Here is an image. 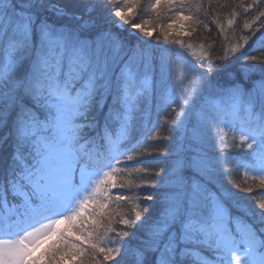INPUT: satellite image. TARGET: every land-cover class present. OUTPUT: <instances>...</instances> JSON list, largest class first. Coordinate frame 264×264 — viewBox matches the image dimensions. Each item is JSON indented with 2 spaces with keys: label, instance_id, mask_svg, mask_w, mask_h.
Here are the masks:
<instances>
[{
  "label": "snow or ice",
  "instance_id": "snow-or-ice-1",
  "mask_svg": "<svg viewBox=\"0 0 264 264\" xmlns=\"http://www.w3.org/2000/svg\"><path fill=\"white\" fill-rule=\"evenodd\" d=\"M192 4L152 44L140 0H0V264H264V0L215 56Z\"/></svg>",
  "mask_w": 264,
  "mask_h": 264
},
{
  "label": "trees",
  "instance_id": "trees-1",
  "mask_svg": "<svg viewBox=\"0 0 264 264\" xmlns=\"http://www.w3.org/2000/svg\"><path fill=\"white\" fill-rule=\"evenodd\" d=\"M117 3L123 6L122 0H117ZM152 3H154V0H140V5H138L137 8L133 10V13L130 14V16L132 22L143 23L144 20L148 21V24L143 26L145 28V31H151L153 33L150 43L156 44L157 37H159L161 40L163 39V29L166 28L167 23H170L171 21L167 20L164 17L162 11L160 13V19L157 20V13L150 10V5ZM241 3H244V5L246 6L247 4L251 3V0H193V14H199L197 13V7L198 4H202V11L204 14L201 15V19L205 21L207 27L203 28V26H198L196 32H191V30L188 28V25L191 24V21H186L184 31L180 32L179 35H177L178 27L174 25L173 27L177 28L168 31L169 40L171 41L173 39H181L184 41L185 45L192 44L194 42L203 43L207 54H211L213 56L222 54L225 47L230 46V43H235L241 35L247 34V32L249 31L248 29L243 28L244 19L246 18L247 14L244 13L243 8L236 7L237 4ZM114 7L115 5H113V8ZM140 9H143V11H141ZM233 11L236 12L235 22L234 24L229 25L228 19L230 17V13ZM249 11L254 13L253 9H250ZM185 14H188V9H185ZM216 20H219V23L223 24V33L221 32L219 26L214 23V21ZM125 27H127V25H125ZM256 27L258 28L259 25L257 24ZM205 28H208L209 36L207 37L210 39L208 40L207 38V40H196L199 39V35L204 34L203 32ZM258 34L259 33L257 32V35ZM133 35L142 34L139 32V30H135V33ZM206 43L211 44L207 45ZM169 47L175 48L181 52H185V49H180L179 45H169ZM186 55L188 58L192 57L190 53H186ZM192 62L194 63L196 61L193 60ZM173 108H176L175 104L172 105V108L166 110L161 108V110L157 112V109L155 108V106H153V119L155 120L158 118L160 121H163L166 118H171ZM117 191L125 192V194H127L126 190L123 189H117ZM240 195L245 197L249 203L255 205L256 203H258L259 198L261 196H264V190L254 189L253 193L241 192Z\"/></svg>",
  "mask_w": 264,
  "mask_h": 264
},
{
  "label": "rangeland",
  "instance_id": "rangeland-1",
  "mask_svg": "<svg viewBox=\"0 0 264 264\" xmlns=\"http://www.w3.org/2000/svg\"><path fill=\"white\" fill-rule=\"evenodd\" d=\"M175 26L179 27L178 25H175ZM177 27H173L172 29H170L168 31L174 30ZM203 33L204 34L199 35V37H198L199 39H196V37H195V39L196 40H200V39L201 40H207V38H208L207 36H209L208 28H205V30H204ZM209 39L210 38H208V40ZM192 44L194 46L193 49H192V51H195L197 55H201L202 50H201V47L200 46L203 45V43L194 42ZM206 44L207 45H210L211 43H206ZM204 51H205V53H207V51H206L205 48H204ZM188 59L191 60V61H193V60H195V57H189ZM173 73H174V75H173V79H172V84L176 88V96L178 97L180 95L181 88H183V87H185L187 85V80L185 79V77L190 75V72H189L188 67L186 65V61H185V59L183 57L180 58L178 60V62L173 65ZM182 81H183V83H181Z\"/></svg>",
  "mask_w": 264,
  "mask_h": 264
}]
</instances>
